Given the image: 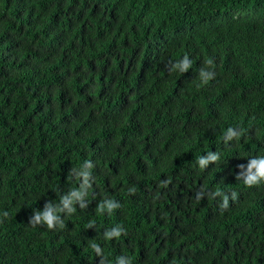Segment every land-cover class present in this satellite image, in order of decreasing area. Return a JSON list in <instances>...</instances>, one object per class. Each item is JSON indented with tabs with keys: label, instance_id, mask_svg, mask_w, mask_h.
I'll use <instances>...</instances> for the list:
<instances>
[{
	"label": "trees",
	"instance_id": "16d2710c",
	"mask_svg": "<svg viewBox=\"0 0 264 264\" xmlns=\"http://www.w3.org/2000/svg\"><path fill=\"white\" fill-rule=\"evenodd\" d=\"M261 161L264 0H0V264H264Z\"/></svg>",
	"mask_w": 264,
	"mask_h": 264
},
{
	"label": "clouds",
	"instance_id": "9594fccd",
	"mask_svg": "<svg viewBox=\"0 0 264 264\" xmlns=\"http://www.w3.org/2000/svg\"><path fill=\"white\" fill-rule=\"evenodd\" d=\"M208 63L211 64L212 61L209 60ZM183 67H184L185 71L187 70L188 67H190V64L188 63V60H187L186 56H185ZM201 75L203 77H205V79L203 81L205 84H207L208 81H210L213 78V76L211 74L202 73ZM253 166L258 168L259 176H251V177H249V180L246 183L249 184V185L254 184V183L258 185L260 183L261 178H264V161H261V162H259L257 164H254ZM43 218L48 223V225L51 227L55 217H53L50 213L46 212L44 214ZM39 219H40V217H37V220H39Z\"/></svg>",
	"mask_w": 264,
	"mask_h": 264
}]
</instances>
